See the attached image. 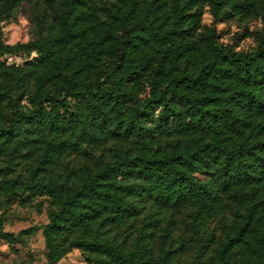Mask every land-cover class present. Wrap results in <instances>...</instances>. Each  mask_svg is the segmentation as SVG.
Segmentation results:
<instances>
[{
	"label": "trees",
	"instance_id": "1",
	"mask_svg": "<svg viewBox=\"0 0 264 264\" xmlns=\"http://www.w3.org/2000/svg\"><path fill=\"white\" fill-rule=\"evenodd\" d=\"M198 1L153 0L135 24L125 21L117 31L111 25L88 40L83 14L88 0L1 1L6 18L28 6L30 22L47 38L32 64L40 83L30 106L11 114L0 107V152L10 143L37 147L46 168L83 144L100 147L134 137L145 142L152 130L189 139L165 151L117 155L94 173L82 169L77 185L27 182L34 195L57 199L45 227L47 264L74 249L84 251L88 264H141L97 234L141 215L136 182L150 186L144 193L154 195L161 208L193 207L201 217L216 211L224 196L264 182V41L253 51L235 52L208 36L197 72H176L175 64L199 49L197 43L171 48L186 34L185 9ZM46 4L51 13L42 14ZM235 9L254 11L248 2ZM169 14L174 22L161 31L158 23ZM58 43L76 48L64 58ZM51 85L59 90L55 101ZM125 178L135 182L125 184ZM251 192L252 208L226 235L214 264H237L233 253L239 248L240 264H264V234L257 228L264 220V196ZM68 229L80 235L58 242L56 236ZM87 252L104 260L94 261ZM172 255L163 256L164 264H171Z\"/></svg>",
	"mask_w": 264,
	"mask_h": 264
},
{
	"label": "rangeland",
	"instance_id": "2",
	"mask_svg": "<svg viewBox=\"0 0 264 264\" xmlns=\"http://www.w3.org/2000/svg\"><path fill=\"white\" fill-rule=\"evenodd\" d=\"M152 1L88 0L83 11L87 40L111 25L117 31L125 21L135 24L144 16ZM246 2L253 4V13L235 9ZM44 8L42 14L51 13L48 4ZM29 16L28 6L8 18L0 14V107L5 114L28 108L30 96L36 94L40 83L36 80L32 64L39 57L37 48L47 35L30 22ZM184 16L186 34L175 39L171 48L175 50L178 46L197 43L199 49L176 63V72H197L208 36L235 52L253 51L264 41V0H200L191 9H185ZM173 22L174 16L166 15L158 23L160 30H170ZM73 44L69 49V45L64 47L58 43L60 46L56 48L60 47L66 58L75 50L76 45ZM108 65L109 62L104 61L102 68L106 69ZM132 90L135 94L136 89ZM49 92L55 101L59 90L51 85ZM69 103L73 104V100L70 99ZM188 141L183 137H161L152 130L145 142L134 137L111 140L100 147L83 144L78 151L67 152L60 161L46 168L40 165L41 151L37 147L8 144L0 152V264H47L45 227L50 223L49 212L58 208L57 199L50 195H34L25 187L27 182L49 185L67 181L69 185H77L82 169L89 168L94 173L101 162L110 163L117 155L134 157L157 148L165 151ZM132 182L135 181L124 179L125 184ZM135 184L142 193V197H139L144 206L141 215L120 226L100 229L95 226L91 233L96 234L99 229L97 234L101 238L121 246L141 264H164L162 258L166 253L173 254L171 264H214L226 235L240 225L242 217L252 208L251 190L264 196V182H261L241 194L224 196L216 211L201 217L193 207L163 209L154 195L144 193L150 186ZM257 228L264 234V220ZM79 235L78 231L68 229L56 239L61 242ZM85 254L94 261L104 260V257L90 252ZM233 254L236 263L240 264V248ZM56 264L88 262L84 258V251L74 249Z\"/></svg>",
	"mask_w": 264,
	"mask_h": 264
}]
</instances>
